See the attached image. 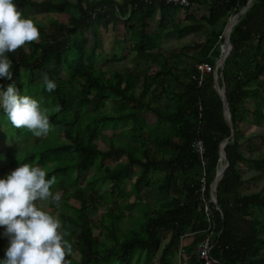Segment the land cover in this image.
Returning a JSON list of instances; mask_svg holds the SVG:
<instances>
[{
	"label": "trees",
	"instance_id": "16d2710c",
	"mask_svg": "<svg viewBox=\"0 0 264 264\" xmlns=\"http://www.w3.org/2000/svg\"><path fill=\"white\" fill-rule=\"evenodd\" d=\"M248 1L189 0L179 7L165 0H14L25 17L37 7L61 16L36 21L39 41L6 53L13 76L0 78L4 89L15 83L21 95L40 100L53 130L34 137L13 127L0 107V179L23 163L39 164L47 178L56 177L51 190L61 192V201L49 203L72 243L71 264H204L197 246L208 235L215 264H264V189L241 191L242 165L264 166V155L254 156L253 147L244 149L241 140L248 115L264 118V0H253L230 35L223 80L234 134L214 70L201 74L197 67L216 66L223 29L213 28L192 52L187 46L161 47L165 30L197 32L221 20L227 25ZM193 6L206 13L197 19ZM183 11L181 24L177 15ZM101 28L124 31L122 40L114 38L115 50L123 52L112 58L105 53ZM128 52L134 54L133 67L99 65ZM44 74L56 81L55 91L43 86ZM226 139L229 166L208 218L204 200L210 199ZM91 170L95 173L88 176ZM130 170L136 172L126 190ZM143 188L153 190V203L142 197ZM100 203L108 210L95 219ZM126 218L131 226H125ZM3 232L0 227V260L8 247Z\"/></svg>",
	"mask_w": 264,
	"mask_h": 264
},
{
	"label": "clouds",
	"instance_id": "9594fccd",
	"mask_svg": "<svg viewBox=\"0 0 264 264\" xmlns=\"http://www.w3.org/2000/svg\"><path fill=\"white\" fill-rule=\"evenodd\" d=\"M39 39L36 19L25 17L14 0H0V78L11 80L13 76L12 61L6 53ZM42 84L48 92L57 88L47 74L42 76ZM0 107L13 127L26 128L34 137H46L53 130L49 109L42 107L40 100L21 95L15 83L6 89L0 86ZM59 110L57 106L55 111ZM47 177L39 164L23 163L0 179V227L8 242L0 264H71L67 257L72 254V243L65 239L68 232L61 230L57 216L44 210L45 201L57 206L61 201V192L51 190L56 177Z\"/></svg>",
	"mask_w": 264,
	"mask_h": 264
},
{
	"label": "rangeland",
	"instance_id": "374dc122",
	"mask_svg": "<svg viewBox=\"0 0 264 264\" xmlns=\"http://www.w3.org/2000/svg\"><path fill=\"white\" fill-rule=\"evenodd\" d=\"M38 1H41V0H38ZM118 1H122V0H118ZM193 7H194L193 12L195 13L197 19H200L206 13V10L203 7H197V6H193ZM29 16L34 17L37 22H41V21L45 20V23H48L52 17H57V18L61 17L59 14L48 13L44 7H37L34 11L30 12ZM184 17H185L184 11L179 12V14L177 15V22L181 23V24L185 23ZM157 19H158V14H156L154 21H157ZM200 21H202V20H200ZM202 23H203V21H202ZM213 28L223 29V32L225 35L226 25H224L223 20H221L218 23V25H216L215 27H211L210 25L205 23V26L202 27L197 32L190 31V32H185L183 34H172V33H170V29L165 30V32L163 34V38L161 40V47L163 49L169 50V51L174 50L176 48V50L179 51V50L183 49L185 46H187L186 50L188 52H192L194 50V44L196 42H204L206 37L209 36V33ZM101 32H102V37H103L102 46H103L105 53L109 57L112 58L113 54L116 53L117 51H118V53H121L124 51L122 48L115 50L116 41L114 39L115 35H117L119 40H122V38L124 36L123 30L118 31L117 33H113V31H111V28L108 30L101 28ZM133 56H134L133 53L128 52L126 54V56L125 57L122 56V59L119 61H116V62L112 61L110 63H107L106 61H100L99 65H101L105 69H109V70H121V69L124 70L125 68L134 66ZM219 59L217 60L216 63L219 62ZM247 106L250 107L251 109H253L254 108V100L249 99L247 101ZM241 128L243 131L242 136H241V140L244 142L243 148L245 149V146L248 144V145H250V147L251 146L253 147L252 154L254 156L259 157V155H261V154L264 155V118L260 117L257 119V118H254L252 116V114H250V115H248L247 121L241 124ZM100 145L102 146L101 143H100ZM21 146H23V143H19L18 147H21ZM250 153H251L250 150L247 149L246 154L249 155ZM108 163H113V162H112V160H110V161H108ZM223 165H224V163H223ZM242 170L244 173L243 178L245 181V183L243 184L242 190H241L242 193H250L253 191H259V190L264 189V166L262 169H255L249 165L243 164ZM135 172H136V170H130L128 172V173H130V175H129L130 179L127 178L125 181L124 186L126 187V190H129L131 188V179H134ZM94 173H95V171L91 170L90 172L87 173V175L88 176L93 175ZM255 177H257V178L255 179ZM105 186H103V188ZM141 195H142V197L145 198V201H148L149 203H153V200H154L153 197L155 196V193H153V190H148L146 188H143ZM134 200H135V197L133 196L131 198V201H134ZM98 207H99L98 211L94 214L95 219H98L101 217V212H106L108 210L106 203H102V204L100 203ZM44 210L48 211L49 213H51L53 211L54 216H56L58 213L55 211L54 208H52L49 201H45ZM134 215H137V211H134ZM262 216L264 217V210L261 211V217ZM126 219H127V222H126L125 226L126 225L131 226L132 224H130V222L128 221V218H126ZM94 231L96 234H99L100 228L95 227ZM77 257H78V255H77ZM178 258H179V256H178Z\"/></svg>",
	"mask_w": 264,
	"mask_h": 264
},
{
	"label": "water",
	"instance_id": "95a60500",
	"mask_svg": "<svg viewBox=\"0 0 264 264\" xmlns=\"http://www.w3.org/2000/svg\"><path fill=\"white\" fill-rule=\"evenodd\" d=\"M252 2H253V0H249L247 5L244 8H242L237 14H235L229 20V23L226 25L225 35H224V43L221 45V56L219 59V67L215 72L216 89H217L218 93L221 95L222 100L224 102V107H225L224 114H225L226 120L229 122V125L232 127V134H234V128H233V123L231 120L229 102H228L227 94H226V86H225V82L223 80V68H224L225 59L228 56V54L232 48V44L230 41V35H231L232 28L238 22L239 16L246 11V9L252 4ZM220 78L222 79V85H220V83H219ZM227 141H228V139L224 140L223 143L221 144L222 146H221V155H220V161L222 160V155H223L224 161H226V163H224V165L222 166V170L217 171V175H216L213 183L211 184V189H213V190H216L218 182L221 180V178L224 175L226 168L229 166V161L227 159V156H226L225 152H223V148L226 145ZM215 199H216V204H217V197H215Z\"/></svg>",
	"mask_w": 264,
	"mask_h": 264
},
{
	"label": "built area",
	"instance_id": "2783aa9c",
	"mask_svg": "<svg viewBox=\"0 0 264 264\" xmlns=\"http://www.w3.org/2000/svg\"><path fill=\"white\" fill-rule=\"evenodd\" d=\"M145 1H151V0H145ZM165 2L179 6V7H186V6L190 5L189 0H165ZM197 67H198V69H200L201 74L209 73L212 70H214V72H216V70L219 67V62L216 64L215 67H212L208 63L198 64ZM201 80H202V77H201ZM198 151H200L201 153L203 152L202 141L198 142ZM211 203H214L216 205L215 193H214L213 189H211L210 199L204 200V210H205L208 218H210L213 214V210H212L213 208L211 206ZM212 247L213 246H212L210 235H208L205 239L201 240L197 246V251H198L199 257L204 262V264H215V263H217V260L214 259L210 253Z\"/></svg>",
	"mask_w": 264,
	"mask_h": 264
},
{
	"label": "bare ground",
	"instance_id": "6f19581e",
	"mask_svg": "<svg viewBox=\"0 0 264 264\" xmlns=\"http://www.w3.org/2000/svg\"><path fill=\"white\" fill-rule=\"evenodd\" d=\"M229 31H230V30H229ZM223 152H224V151H223ZM223 163H224V157H223V155H222V160L220 161L218 171L222 170Z\"/></svg>",
	"mask_w": 264,
	"mask_h": 264
}]
</instances>
